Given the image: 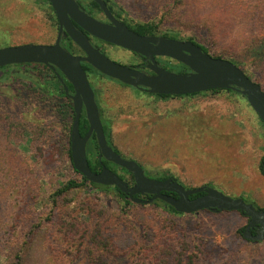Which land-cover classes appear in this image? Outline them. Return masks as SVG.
<instances>
[{
    "label": "rangeland",
    "instance_id": "obj_1",
    "mask_svg": "<svg viewBox=\"0 0 264 264\" xmlns=\"http://www.w3.org/2000/svg\"><path fill=\"white\" fill-rule=\"evenodd\" d=\"M110 1L131 22L153 20L160 23L163 31L171 23L161 20L174 0ZM174 29L176 36L182 39L191 34L181 25ZM57 31L55 17L45 0H0V48L26 43L47 44L55 41ZM102 46L117 62L127 64L135 60L125 48ZM237 59L251 75L259 72L263 65L256 56L246 53ZM178 66L166 69L178 72L181 65ZM91 81L97 89L96 98L103 116L111 124L114 145L126 157L139 161L149 176L171 174L186 187L208 185L229 196H241L263 206V193L252 195L250 192L253 188L264 189L261 166L264 127L243 95L222 91L196 97L158 99L96 73L91 75ZM8 104L15 108L19 103L9 98ZM19 118L33 125V129L43 126L45 133H27L19 143H11L9 152L19 157L18 163L25 171L19 179L4 183V190H0V218L4 220L0 243L18 248L19 244L23 245L32 224L49 217L42 222L45 233L36 238L31 264H138L139 258L129 254L99 259L95 251H89L93 249L86 243L87 236L102 232L105 242L114 243L113 251L122 252L132 246L139 235L154 234L171 226L176 227L178 234L207 238L210 247L218 251H235L250 262H264V244L258 250L243 241L239 243L236 230L246 225L248 219L236 212L202 210L177 217L149 204L123 211L114 192L88 189L62 197L54 205L49 195L59 186V181L69 175L67 156L61 150L65 133L58 122L35 109L20 111ZM250 176H254V182ZM70 198L72 201L67 202ZM68 213L76 218L67 217ZM69 230L79 236L74 239V245L66 241L67 236H73ZM47 242L53 256L47 255L50 250L45 246ZM59 251L67 259L56 258L54 253ZM211 261L222 264L221 259L212 258L203 260V264Z\"/></svg>",
    "mask_w": 264,
    "mask_h": 264
},
{
    "label": "trees",
    "instance_id": "obj_2",
    "mask_svg": "<svg viewBox=\"0 0 264 264\" xmlns=\"http://www.w3.org/2000/svg\"><path fill=\"white\" fill-rule=\"evenodd\" d=\"M45 2L48 3L49 9L55 17V12L49 0H45ZM168 5L169 4L165 5V8H167ZM112 6L117 7L114 3ZM82 8L87 10L89 13H92L95 10H101L95 0H90V3L87 4L84 3ZM118 9L120 10V8ZM121 13L122 10H120L119 15H122ZM55 21L56 24H58L56 17ZM166 21L171 22L172 24L170 23L165 28L166 30L163 31L160 23H156L153 20L131 22L127 18L123 19L125 24L141 35H163L169 38L182 39V37L176 36L174 28L179 25L188 28L191 31V34L187 36L185 40L193 41L204 51L210 53L214 57L231 60L242 68L251 79L261 84L264 90V0H174L173 4L166 9L161 20V22ZM178 31L180 32V30ZM68 45L70 47L69 43ZM244 53L250 54L253 57L256 56L263 62L262 68L259 72L251 75L248 73V69L244 68V63L237 59L244 55ZM178 65H181L180 70L178 71L179 73H185L190 70L182 63L173 64L167 60L163 61V66H165V68L179 67ZM83 67L89 73H96L102 77L113 80L112 78L100 73L89 63H84ZM47 69H49V67L44 64L37 63L13 64L0 67V190L4 188V183L13 182V179H19L22 177L21 173L24 174L25 171L24 167L18 163L19 157L14 153L9 152L12 149L11 143H19L22 139H24L25 134L27 133H32L34 131H36L38 135L45 133V128L43 126H37L33 129V125L28 124L19 118L20 111L29 112L32 109H35L43 116L58 122L65 133L61 140V150L67 156L68 163L66 165V169L69 172V175L66 179L62 181L60 180L59 186L49 195V197L52 198L54 205H56L57 201L62 197H66L71 193L78 192L83 189H88L114 192L115 196L122 203L123 211L130 210L131 208L137 206L146 207L147 204H149L148 206L160 208L169 216H190L197 213L188 214L178 212L173 206L160 199H156L151 203H136L117 186H108L92 182L80 173L74 167L71 150V129L75 113L73 112L71 105L69 106L67 105L68 103L66 104L61 102L59 97L52 96L49 92L50 90L45 88L46 86L42 83V79L45 77V70ZM135 89L138 92H143L158 99L188 98L196 97L198 95L216 94L222 91L242 95L232 89H214L188 95L152 94L140 88ZM242 97L245 101H247L245 96ZM9 98L18 102V106L10 108L8 104ZM58 101L61 102L62 107L59 104L57 105ZM98 105L104 132L109 145L112 146L121 156L132 159L130 157H126L118 149V147L114 145L112 140L111 124L104 118L103 110L100 104ZM259 121L264 127V123L260 118ZM88 129L89 122L84 111L80 120V132L82 136L87 133ZM86 151L88 162L94 172H99L102 169V166L105 165L115 171L130 185L135 183L132 172L106 160L104 157H101L95 133H93L88 141ZM137 162L145 169L139 161ZM263 162L264 156L261 159V166ZM145 173L147 174L146 169ZM169 177L174 176L171 174H159L152 175L151 178L164 180ZM174 178L183 184L177 177ZM167 193L178 197L176 193ZM202 194L204 193L194 194L191 198H196ZM136 197L148 200L151 198V195H136ZM71 201L72 198L67 199V202ZM250 202L259 207L254 201ZM205 211L213 212L211 210ZM220 212H236L246 217L249 221V217L241 211L223 210ZM123 214L125 215L127 213ZM67 217L76 218L71 213H68ZM49 219V217L47 219L43 218V221L32 224L28 232L25 234L26 238L23 241V245L19 244V247L16 249H12V244L10 243H7L5 246H2L0 243V264H31L36 238L39 235L42 237L45 233L42 222H46ZM246 226L247 224L236 230L235 235L239 238V243L243 241L244 243L254 246L259 250L261 245L264 244V241H256L246 238L244 236ZM2 227H4V220L0 218V232ZM41 233H43V235H41ZM69 233L71 234L72 232L69 230ZM254 234L255 231L253 232V235ZM139 236V238L132 241V246L127 247L122 252H114V243L112 244L109 241L105 242L102 238V232L99 234H92L90 236L91 238L87 236L86 243L93 249L89 251L92 253L96 252V254L99 255V259H102L103 257H110V259H112V256L117 258L120 255L129 254L131 257L139 258L138 260L135 258L136 261L140 262L138 264H141V262L142 264H203V260L209 258H212V260L221 259L220 263L222 264H259L243 259V255L235 251H231L229 253L218 251L217 249L210 247L207 243V238L205 237H194L188 233L178 234L176 232V227L172 226L168 228L163 227L157 230L154 234L147 232ZM78 237L79 236L76 237L75 235L72 237L67 236L66 241L71 243L73 242L74 245L76 243L74 242V239H77ZM80 237L83 238L82 235ZM45 246L50 249L47 255L53 256L51 247H49V242H47ZM118 251H120V249ZM55 254L56 258L61 257L63 259H67V256L62 251L54 253V255ZM87 256H89L88 252ZM212 262L213 261L208 264H212ZM262 264H264V262H262Z\"/></svg>",
    "mask_w": 264,
    "mask_h": 264
},
{
    "label": "water",
    "instance_id": "obj_3",
    "mask_svg": "<svg viewBox=\"0 0 264 264\" xmlns=\"http://www.w3.org/2000/svg\"><path fill=\"white\" fill-rule=\"evenodd\" d=\"M95 1L107 16L109 23L81 9L76 0H49L59 23L55 43H26L0 48V67L44 63L53 68L58 67L65 74L75 90L72 95L75 111L71 129L72 160L74 167L88 180L108 186L115 185L136 203L163 200L181 213L190 214L202 210L241 211L249 217L244 236L264 241V208L257 207L242 197L229 196L208 185L187 188L174 177L164 180L151 178L136 160L125 158L115 151L107 141L95 92L82 63L87 62L112 79L152 94L188 95L214 89L236 90L246 97L264 123V90L261 84L251 79L231 60L214 57L191 40L163 35H141L115 18L105 0ZM74 22L95 38L140 54L148 63L150 72L111 59L95 47ZM63 35H68L85 55H74L63 48ZM157 57L174 59L186 65L190 71H170L158 63ZM65 88L68 90L67 85ZM83 108L89 122V129L84 136L80 132ZM93 133L96 134L101 157L132 172L135 180L133 185L105 165L99 172L91 169L86 147ZM167 192L176 193L178 197ZM202 192L204 194L191 198L192 195ZM147 194L151 195L148 200L136 197ZM252 228L259 229V232L253 235Z\"/></svg>",
    "mask_w": 264,
    "mask_h": 264
},
{
    "label": "flooded vegetation",
    "instance_id": "obj_4",
    "mask_svg": "<svg viewBox=\"0 0 264 264\" xmlns=\"http://www.w3.org/2000/svg\"><path fill=\"white\" fill-rule=\"evenodd\" d=\"M78 3H79V5H80V7H81V9H83L82 8V5L85 3V4H87V3H90V0H76ZM106 1V3H107V5H108V7H109V9H110V11L112 12V14H113V16L115 17V18H117L118 20H120V21H122L123 22V19L125 18L123 15H119V10H118V8L117 7H115V6H112L113 5V2H111L110 0H105ZM83 10H85V9H83ZM86 12H88L87 10H85ZM89 13V12H88ZM89 14H91L92 16H94V17H96L97 19H99V20H101V21H103V22H110L109 20H108V18H107V16L105 15V13L102 11V10H100V11H98V10H96V11H93L92 13H89ZM55 17H56V14H55ZM56 19H57V17H56ZM57 22H58V19H57ZM124 23V22H123ZM74 24H75V26L78 28V29H80V30H82L80 27H79V25H77L75 22H74ZM127 25V24H126ZM128 26V25H127ZM129 27V26H128ZM57 30L59 31V23L57 24ZM58 31H57V35H58ZM88 37H89V39H90V41H91V43L95 46V47H97V48H99L102 52H104L105 54L107 53L106 51H105V49L103 48V46L102 45H104V44H107V45H113V44H110V43H107V42H105V41H102V40H100V39H98V38H95V37H93L92 35H90L89 33H87L86 31H84V30H82ZM57 35H56V38H57ZM176 39V38H175ZM55 41H56V39H55ZM55 41H53V42H48L47 44H54L55 43ZM68 43L70 44V47H69V45H68ZM103 43V44H102ZM61 46L63 47V48H65L66 50H68L69 52H71L72 54H74V55H82V56H84L85 55V52L67 35V36H62V39H61ZM114 46H116V45H114ZM119 47V46H118ZM120 48H122V47H120ZM126 50H128V49H126ZM128 51H130L131 53H132V56H133V58L135 59L134 61H130V62H128L126 65H130V66H133V67H135V68H137V69H139V70H143V71H146V72H150V70H149V68H148V63L147 62H145V60H144V57L143 56H141L140 54H138V53H135V52H133V51H131V50H128ZM107 55V54H106ZM163 58H168V57H157V61H158V63L161 65V66H163V61H166L165 59H163ZM169 59H171V58H169ZM172 60H174V59H172ZM176 61V60H175ZM177 63H180V62H178V61H176ZM84 63H87V62H83L82 63V66H83V64ZM121 63V62H120ZM176 63V64H177ZM37 64H44V63H37ZM122 64H124V63H122ZM45 66H47V67H49V69H47V70H45V73H46V75H45V77L42 79V83H44L45 85H46V89L48 90H50L49 92H50V94L52 95V96H57V97H59V99L61 100V102H64V103H68L67 105H71L72 106V110H73V112L75 113V111H74V101H73V99H72V95L73 94H75V90H74V87H73V85L69 82V80L67 79V77L65 76V74L58 68V67H55V68H53L51 65H46V64H44ZM164 67V66H163ZM84 68V67H83ZM190 71V70H189ZM88 73V78H89V81H90V83H91V86H92V88H93V90H94V92H95V97H97V89H96V87H95V85L93 84V82L91 81V75L93 74V73H89V72H87ZM114 80V79H113ZM120 82V81H119ZM65 85H67V87H68V90H66V88H65ZM96 101H97V98H96ZM61 102H57V105L59 104L61 107H62V105H61ZM97 103H98V101H97ZM85 111V108H83V111H82V115H83V112ZM82 115H81V117H82ZM75 118V117H74ZM74 121V120H73ZM262 170H264V162H263V164H262ZM261 208H263V207H261ZM249 222V221H248ZM248 224V223H247ZM247 227V226H246ZM255 231V234H257L258 232H259V229H257V228H252L251 229V232H252V234H253V232ZM254 234V235H255Z\"/></svg>",
    "mask_w": 264,
    "mask_h": 264
},
{
    "label": "crops",
    "instance_id": "obj_5",
    "mask_svg": "<svg viewBox=\"0 0 264 264\" xmlns=\"http://www.w3.org/2000/svg\"><path fill=\"white\" fill-rule=\"evenodd\" d=\"M250 177L253 179L252 181L254 182V181H255V180H254V176H250ZM253 182H252V183H253ZM252 183H251V184H252ZM250 188H251V187H250ZM251 189H252V188H251ZM261 192H262L263 195H264V189H259V188H256V189H255V188H253V189L251 190L250 193H251L252 195H254V194L257 195V193L260 194ZM262 201H263V204H262L263 206H262V207L264 208V196H263ZM257 204H258V203H257Z\"/></svg>",
    "mask_w": 264,
    "mask_h": 264
}]
</instances>
